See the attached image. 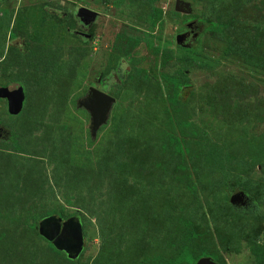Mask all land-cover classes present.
<instances>
[{
	"label": "rangeland",
	"instance_id": "rangeland-1",
	"mask_svg": "<svg viewBox=\"0 0 264 264\" xmlns=\"http://www.w3.org/2000/svg\"><path fill=\"white\" fill-rule=\"evenodd\" d=\"M176 1L0 0V264H168L184 247L264 264V0ZM78 7L98 13L89 38ZM101 75L114 101L92 134L78 101ZM51 211L82 222L76 259L39 233Z\"/></svg>",
	"mask_w": 264,
	"mask_h": 264
},
{
	"label": "water",
	"instance_id": "water-1",
	"mask_svg": "<svg viewBox=\"0 0 264 264\" xmlns=\"http://www.w3.org/2000/svg\"><path fill=\"white\" fill-rule=\"evenodd\" d=\"M188 8L182 1H176L177 11H186ZM87 12L90 20H94L96 12L79 8L77 15L82 16ZM89 21H85L87 23ZM181 35H178L177 42H180ZM1 96L7 101L8 112L17 115L22 111L25 101L24 87L19 82L7 85ZM114 98L107 93L96 88H90L89 94L78 101V104L91 114L92 134H95L99 127L105 123ZM248 196L240 189H236L231 197V202L235 205L242 204ZM39 233L59 251L64 252L68 258L76 259L84 249L83 228L78 216H71L62 219L57 215H49L41 219L38 223ZM195 264H217L209 256H203Z\"/></svg>",
	"mask_w": 264,
	"mask_h": 264
},
{
	"label": "flooded vegetation",
	"instance_id": "flooded-vegetation-1",
	"mask_svg": "<svg viewBox=\"0 0 264 264\" xmlns=\"http://www.w3.org/2000/svg\"><path fill=\"white\" fill-rule=\"evenodd\" d=\"M79 8H81V7H78V9ZM78 9H77V11H76V20H77V24H78V26H80V30H73L76 34H78V35H80V36H82V37H84V38H89V33H87L86 32V30L90 27V25L92 24V23H94V21H96V19H97V12H96V16H95V19L94 20H90V18H89V15H88V13L87 12H85V13H83V15L80 17V16H78L77 15V12H78ZM92 11H94L93 9H92ZM85 21H89V22H87V23H85ZM187 28L185 29V30H182V31H180L179 32V34H182L181 35V38H180V42H182V39H184V43L182 44V45H185V43L187 42V41H189L190 39H191V35L193 34V32L191 31V28L193 27L192 26V23H189L187 26H186ZM181 44V43H180ZM115 74V73H114ZM113 74V76H114V83H116L115 81H118L119 82V80L117 79V77L115 76ZM106 77H104V76H100L98 79H97V88L96 87H93V88H96V89H98V90H100V91H103V92H105V93H107L106 92V90L107 89H105L106 88ZM9 85V84H8ZM90 88V87H89ZM92 88V87H91ZM108 94V93H107ZM109 95V94H108ZM87 96V95H86ZM85 98V97H84ZM3 134H6V132H5V130L0 126V135H3ZM250 198L249 197H247V198H245L244 199V201L242 202V204H239V205H243V206H247L249 203H250Z\"/></svg>",
	"mask_w": 264,
	"mask_h": 264
},
{
	"label": "trees",
	"instance_id": "trees-1",
	"mask_svg": "<svg viewBox=\"0 0 264 264\" xmlns=\"http://www.w3.org/2000/svg\"><path fill=\"white\" fill-rule=\"evenodd\" d=\"M209 25V28L212 29L213 31L217 30L218 29V25H216L215 23L213 22H210L208 23ZM7 86V85H6ZM5 86V87H6ZM23 86V85H22ZM5 89V88H4ZM5 90H2V93L4 92ZM25 91V89H24ZM25 97H26V93H25ZM5 99V98H4ZM55 215L53 211L51 212H48L47 215ZM58 216V215H57ZM61 217V216H59ZM63 220L64 218L61 217ZM81 222V221H80ZM82 224V222H81ZM82 228H83V225H82ZM48 242V244L50 245V247L58 254H62L66 259H67V255L62 252V251H59L57 250L50 241L46 240ZM203 256H210V254L208 253H203L201 254L200 256L198 257H193L192 254L189 252V250L187 249V247H184L181 252H179V254H176L175 257L173 258H170L169 261H168V264H180L182 261H186L188 264H195L197 262V260ZM212 258V257H211ZM214 259V258H213Z\"/></svg>",
	"mask_w": 264,
	"mask_h": 264
}]
</instances>
